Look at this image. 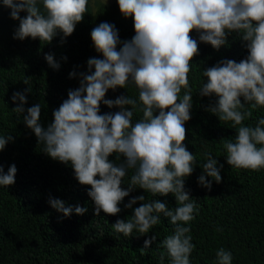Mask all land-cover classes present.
<instances>
[{"label":"clouds","instance_id":"9594fccd","mask_svg":"<svg viewBox=\"0 0 264 264\" xmlns=\"http://www.w3.org/2000/svg\"><path fill=\"white\" fill-rule=\"evenodd\" d=\"M117 3L121 14L133 19L135 35L131 40L121 41L115 25L108 22H101L91 30L95 50L103 58L88 59L87 72L69 73L70 78L79 76V87L68 91L67 99L53 111V121L46 128L41 125L40 103L25 109L30 87L13 92V103L17 100L20 103L12 111L26 112L23 122L35 134L38 144H43V152L53 160L70 163L75 179L81 185L91 186L87 195L94 202L96 216L101 211L117 215L121 211L118 204L137 187L153 196L172 194L175 209L159 200L141 203L127 221L118 219L112 226L125 237L131 236L133 230L146 235L163 214L174 225V232L159 244L164 249L160 253L161 262L166 253L169 264H191L195 245L189 235L191 229L185 225L195 219L198 208L185 190L184 178L192 174L196 156L183 142L184 125L191 118L192 108L188 73L199 49L190 33L196 30L199 41L216 50L225 45L227 35L233 31L241 33V39L247 42L246 58L239 62L223 59L202 71L207 83L202 84L199 94L207 97L215 94L218 99L206 110L221 122H232L236 130L234 139L220 140L227 153V164L259 171L264 168V118L254 127L246 126L244 121L251 117L250 109L264 108V0H117ZM88 4L89 0H3V6L11 9V19L19 21L13 38L21 41L38 38L47 44L58 33L71 36L87 13ZM21 12L27 15L21 17ZM44 58L52 69L60 68L54 54H45ZM129 83L138 89L142 105L139 110L143 115L135 123L136 99L125 95L105 99L109 89L126 88ZM101 103L120 111L100 114ZM126 106H131V110ZM12 140L11 135L0 136V151ZM113 153L118 154L117 160L122 155L124 161L110 162ZM217 163L210 153L206 154L198 183L208 190L212 181L206 177L217 184L222 180L223 165L218 167ZM129 169L134 171L128 187L123 189L121 184ZM16 173L15 164L9 166L7 173L0 164V186L13 185ZM137 201H145V196L133 197L125 208H133ZM48 203L65 217L73 211L77 215L87 212L86 207L79 205L74 209L66 207L60 199L50 197ZM154 241L155 235L146 239L141 251ZM232 260L230 251L222 247L216 251V264H232Z\"/></svg>","mask_w":264,"mask_h":264},{"label":"trees","instance_id":"16d2710c","mask_svg":"<svg viewBox=\"0 0 264 264\" xmlns=\"http://www.w3.org/2000/svg\"><path fill=\"white\" fill-rule=\"evenodd\" d=\"M10 12L0 0V136L13 137L0 151V164L5 173L12 164L17 168L15 183L0 186V264H169L166 253L161 262L160 253L164 249L159 247L160 242L174 232L169 218L160 214V222L146 235L133 230L131 236L125 237L112 225L118 219L127 221L141 203L159 200L169 209H175L177 204L172 194L153 196L137 187L118 204L121 211L117 215L101 211L96 216L94 202L87 195L91 186L81 185L75 179L70 163L53 160L43 152V144H38L35 134L23 122L26 112L12 111L20 103L18 100L13 103V92H23L30 87L24 107L40 103V123L46 128L54 119L53 111L67 99L68 91L79 87V76L70 78L69 73L87 72L88 59L103 58L95 50L91 30L101 22H108L115 25L121 41L131 40L135 35L133 19L121 14L117 0L110 3L89 0L88 11L73 34L63 37V33H58L47 44L38 38L14 39L19 21L11 19ZM26 15L20 13L21 17ZM190 36L197 40L199 49L188 73L192 108L191 118L184 125L186 139L183 142L196 156L192 174L184 178L185 190L198 208L195 219L185 225L190 227L189 235L195 245L190 261L191 264H216V251L222 247L232 253V264H264V168L252 171L227 164V153L220 140L234 139L236 130L232 122H221L206 110L218 99L215 94L210 97L199 94L202 84L207 83L202 71L223 59L239 62L246 58L247 42L241 39V33L233 31L227 35L225 45L216 50L200 42L196 30ZM62 38L64 43H61ZM49 53L54 54L60 64L58 70L52 69L45 60V54ZM183 92L182 89L181 96ZM120 95L137 100L135 123L143 115L139 110L142 105L138 89L132 83L126 88L109 89L105 99L114 100ZM126 107L131 110V106ZM250 110L252 115L244 124L254 127L264 118V108ZM117 111H120L118 107L100 105V114ZM208 153L217 160L218 167L223 165L220 183L206 177L212 181L211 190L198 183ZM117 155L111 154L110 162L120 164L124 161L122 155L117 160ZM133 171L128 170L121 188L128 187ZM140 195L145 196V201H137L131 209L125 208L133 197ZM50 197L63 200L66 207L73 209L77 205L86 207L87 212L77 215L73 211L65 217L50 206ZM153 235L156 241L142 252L144 241Z\"/></svg>","mask_w":264,"mask_h":264},{"label":"rangeland","instance_id":"374dc122","mask_svg":"<svg viewBox=\"0 0 264 264\" xmlns=\"http://www.w3.org/2000/svg\"><path fill=\"white\" fill-rule=\"evenodd\" d=\"M98 1L102 3H110L112 0H98Z\"/></svg>","mask_w":264,"mask_h":264}]
</instances>
